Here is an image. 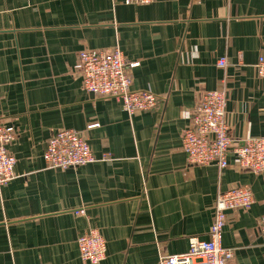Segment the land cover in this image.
Returning a JSON list of instances; mask_svg holds the SVG:
<instances>
[{"label":"crops","instance_id":"1","mask_svg":"<svg viewBox=\"0 0 264 264\" xmlns=\"http://www.w3.org/2000/svg\"><path fill=\"white\" fill-rule=\"evenodd\" d=\"M115 48L139 63L132 88L157 95L153 110L129 115L84 90L79 54ZM262 54L264 0H0V125L16 133L15 178L0 188V264H91L78 248L91 230L107 244L101 264H161L192 237L209 238L216 199L235 186L255 202L227 213L222 245L230 264H264V173L234 156L224 170L193 165L182 149L201 96L215 89L228 93L235 141L264 137ZM61 129L84 134L98 161L48 168L43 155Z\"/></svg>","mask_w":264,"mask_h":264},{"label":"built area","instance_id":"2","mask_svg":"<svg viewBox=\"0 0 264 264\" xmlns=\"http://www.w3.org/2000/svg\"><path fill=\"white\" fill-rule=\"evenodd\" d=\"M154 1L122 0V3L150 4ZM138 65V62L128 61L119 48L110 52L85 50L79 54L75 70L80 74L86 92L96 98L116 99L129 115H134L151 111L158 105L157 95L152 91L133 90L132 71ZM217 65L226 68L227 58H220ZM256 70L264 80V54L259 57ZM227 105L228 93L225 88L203 93L184 132L183 151L193 165L216 164L220 170H224L229 167V158L234 156L243 170L263 174L264 137L249 138L241 144L235 141L226 120ZM95 127L98 124L88 129ZM15 138L16 133L12 128L0 125V188L15 178L16 158L9 152V145ZM43 157L47 167L56 170L80 168L98 161L86 136L75 129L56 131L47 143ZM254 202L253 192L246 186H235L219 194L209 238L192 237L187 252L165 256L161 264H230L233 250L222 245L227 213L247 210ZM260 232L264 237V217L260 222ZM78 248L84 261L101 264L105 260L107 244L97 230L81 235Z\"/></svg>","mask_w":264,"mask_h":264}]
</instances>
